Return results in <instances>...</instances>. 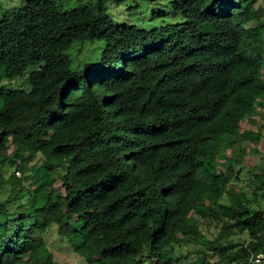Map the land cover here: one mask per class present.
I'll return each mask as SVG.
<instances>
[{
    "label": "trees",
    "instance_id": "1",
    "mask_svg": "<svg viewBox=\"0 0 264 264\" xmlns=\"http://www.w3.org/2000/svg\"><path fill=\"white\" fill-rule=\"evenodd\" d=\"M10 1H0V264H57L51 232L82 264H253L264 190H236L240 160L218 173L211 160L260 139L238 133L264 107L258 0H171L184 22L149 31L115 23L107 2L159 0ZM83 41L103 42L101 55L72 67ZM27 73L29 90L3 84Z\"/></svg>",
    "mask_w": 264,
    "mask_h": 264
},
{
    "label": "rangeland",
    "instance_id": "2",
    "mask_svg": "<svg viewBox=\"0 0 264 264\" xmlns=\"http://www.w3.org/2000/svg\"><path fill=\"white\" fill-rule=\"evenodd\" d=\"M0 1L2 3L12 4L10 0ZM91 1L92 0H61V3L65 8H68L70 6L87 4ZM170 1L171 0H159L155 3H147L144 1L136 3L126 2L119 5L115 4L113 1H109L107 2V11L115 23L132 24L139 29L149 31L164 25L184 22L181 15L172 10ZM15 2L19 4L20 0H16ZM254 7L259 9L260 15H264V0H258ZM256 17L257 15L255 14H249L245 26L249 28L255 27L257 25ZM103 46L104 43L101 41H83L76 43L69 51L72 67H80L85 63H91L99 59ZM27 75L28 73L23 78L6 81L3 84L10 89L29 90L30 84ZM246 130L252 133H259L260 139L255 142L252 140H244L240 145H235L232 149L228 146L221 147L220 152L213 155L211 162L216 164V169L213 172L218 173L224 170V163L227 159L235 158L240 160L241 164L235 166L236 170L240 169L241 171L236 190L238 191L241 189L250 197L256 189L264 190V186L261 184L264 183V107H260L258 114L252 119L248 120L245 117L241 121L238 130L240 136ZM41 159L42 157L40 155L34 158H26L28 161L27 167L30 172H34L44 163ZM13 170H15V167H10L7 174H11ZM19 174V177H22V172L19 171ZM53 186L54 190L52 197L60 193L59 183L54 182ZM189 218L193 221L201 222L194 214L190 215ZM70 219L75 220V218L72 217ZM210 229V233H216V231ZM203 231L204 233L207 232L205 229H203ZM47 243L51 252L54 254V260L57 264H82L81 258L76 256L68 245L59 243L54 232L48 234ZM192 257H195V254H192L191 258Z\"/></svg>",
    "mask_w": 264,
    "mask_h": 264
},
{
    "label": "built area",
    "instance_id": "3",
    "mask_svg": "<svg viewBox=\"0 0 264 264\" xmlns=\"http://www.w3.org/2000/svg\"><path fill=\"white\" fill-rule=\"evenodd\" d=\"M19 177V171L15 173ZM253 264H264V253H258L252 258Z\"/></svg>",
    "mask_w": 264,
    "mask_h": 264
}]
</instances>
